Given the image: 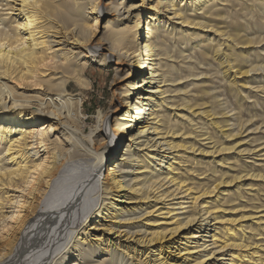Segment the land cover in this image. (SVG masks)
Listing matches in <instances>:
<instances>
[{"label": "bare ground", "instance_id": "obj_1", "mask_svg": "<svg viewBox=\"0 0 264 264\" xmlns=\"http://www.w3.org/2000/svg\"><path fill=\"white\" fill-rule=\"evenodd\" d=\"M84 1L0 0V264H264V215L224 206L262 208L264 166L217 170L240 131L193 99L264 90V0ZM90 64L117 87L87 131Z\"/></svg>", "mask_w": 264, "mask_h": 264}, {"label": "rangeland", "instance_id": "obj_2", "mask_svg": "<svg viewBox=\"0 0 264 264\" xmlns=\"http://www.w3.org/2000/svg\"><path fill=\"white\" fill-rule=\"evenodd\" d=\"M85 1H84L85 4H88L92 0H85ZM117 1L120 2L123 0H103V5H106L107 7L109 6L111 8V6L118 4ZM88 9H89L88 6H86L87 12H85V14L89 13ZM106 12H109L108 8L106 10H104V12H103L104 17H106L108 15V14H106ZM100 27H103V23L100 25ZM103 38H104V36L102 35V30H101L100 33H98L97 37L95 38L94 42L99 43L100 42L99 40H101ZM199 40H201L202 46L206 45V41H205L206 39L205 38L199 37ZM99 44H101V43H99ZM209 46H210V44L208 42L205 49L208 48ZM86 76H87V79L89 80V86H90L86 91H83L81 94H78L79 91L73 83H70L69 89L70 90L72 89L71 91L74 92L75 96L80 97L82 99V102H83V108H82L83 115L82 116L84 119L87 120V124H86L87 128L86 129L88 131V127L90 126L91 123H93L97 120V116L99 115V113L107 112L109 110V108L112 106L111 104L113 103V94H114L113 92L115 91V89L117 87V80H116L117 78H116V73H115V70L113 69V66H110L109 68H104V67H101L97 64H90L88 66L87 71H86ZM253 82H251L252 88H250L252 90V92L250 89H248L249 88L248 87L247 90L245 91V94H243V93L239 94L238 99L236 98L234 93L231 94L228 92L227 87L218 78L212 79V84H210V85L205 83L201 87L200 91L196 92L194 94L195 97H193V99L196 101V103H199L200 105L204 104L202 106L203 107L205 106L204 108H206V107H208V105L210 103L209 102L210 101V94H212V93L218 94L219 93L220 94V96L218 97L219 101H222V100L228 101L227 106H230L228 108V110H232L231 113L229 114L230 116H232V121H231V125H233L232 129L234 130V127H235V132L238 130L240 131L239 135H237L234 138H231L229 141L232 143V146L235 144V147L232 150L233 152L230 153L231 158H233V159H231L229 157V160H227V163L219 165V167L217 168V170H219V171H226L228 166H231V165H233L234 167L236 166V168H234V169H239V165L237 163H234L235 159L241 160V161H239V163L241 165H242V162H246V164H248L250 166L254 165L255 168L251 167L252 170L253 169L256 170L257 168L261 169L262 166H264V96H263L264 90H261V85H260V83H258V81H253ZM242 83L243 82H240L238 84V86L241 85ZM198 84L202 85L203 83L198 82ZM253 85H255V86H253ZM207 87L213 88L214 91L209 92V94L205 96V95H203V92H201V91H206ZM189 88L191 89V87H189ZM255 88H257V89L253 90ZM258 89L260 90V92ZM262 92H263V94H262ZM249 93H251V94H249ZM261 100H262V102H261ZM258 102L261 105L260 104L258 105ZM217 112H219V110ZM219 118H222V117L218 116V122L222 123L223 120L219 119ZM223 130L226 131V130H230V129H229V127H227L226 129H223ZM187 141H190V140H187ZM225 145L228 146L229 144L226 143ZM249 151H251V152L249 153ZM237 153H239V154H237ZM227 155H229V154L218 155L215 157V161H218V162L223 161L227 157ZM106 166L107 165H104V170H106ZM196 169L203 171L204 165H202ZM249 169H250V167H249ZM219 173H217V175H219ZM225 174H226V172H225ZM227 179L228 178L226 177L223 180L227 181ZM247 184H249V182H245L243 188L247 187L248 186ZM242 196H243V194H241V193H235L234 198H238V199L233 201L232 203H227L224 206L225 207L236 206L239 204V202H241V203L244 202L247 206L243 210H240V206L239 207L237 206L235 208V209H237V211H235V214H238V212H244V214L247 216L253 214L254 216L251 218H253L254 221H258V217L261 215H264V203H263V206H261L262 208H260L259 207L260 203L252 204V202H249V201L245 202L246 199L245 198L243 199ZM225 197H226V195L220 196V200H223V198H225ZM263 202H264V199H263ZM132 204H134V203H132ZM254 205H256V206H254ZM253 207H259V210H258L259 213L256 214V211L254 210ZM251 212H253V213H251ZM262 219H263V220H261L262 222H260L259 224H262L264 222V218H262ZM214 226L218 227L217 224H215L213 226H211V225L208 226V228H211V227L213 228ZM260 227H264V225H260ZM252 228L255 229L254 227H252ZM186 232L187 231H185V233ZM179 240H181V237H175V239L172 241V244L176 245L179 242ZM181 241H183V240H181ZM168 242H171V241H168ZM178 245L179 244H177L176 246H178ZM188 246L190 247L192 245H188ZM173 251L174 250H171L172 253H173ZM185 255H187V254L182 255L181 258H177V257L174 259L172 258V260L175 261V264H179V262L185 257ZM175 256H179V255H177V253H175ZM215 260L218 261V262H216V264H223L228 260V256H220L219 254L218 255L215 254L214 259L212 261H215Z\"/></svg>", "mask_w": 264, "mask_h": 264}]
</instances>
